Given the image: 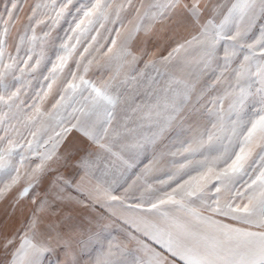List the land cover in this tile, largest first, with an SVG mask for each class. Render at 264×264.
I'll list each match as a JSON object with an SVG mask.
<instances>
[{"label": "snow or ice", "instance_id": "snow-or-ice-1", "mask_svg": "<svg viewBox=\"0 0 264 264\" xmlns=\"http://www.w3.org/2000/svg\"><path fill=\"white\" fill-rule=\"evenodd\" d=\"M0 264H264V0H0Z\"/></svg>", "mask_w": 264, "mask_h": 264}]
</instances>
